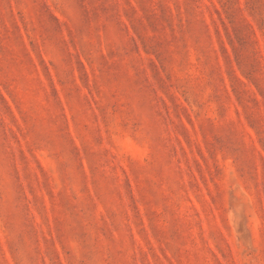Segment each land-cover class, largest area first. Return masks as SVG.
I'll list each match as a JSON object with an SVG mask.
<instances>
[{
  "label": "rangeland",
  "instance_id": "obj_1",
  "mask_svg": "<svg viewBox=\"0 0 264 264\" xmlns=\"http://www.w3.org/2000/svg\"><path fill=\"white\" fill-rule=\"evenodd\" d=\"M0 264H264V0H0Z\"/></svg>",
  "mask_w": 264,
  "mask_h": 264
}]
</instances>
